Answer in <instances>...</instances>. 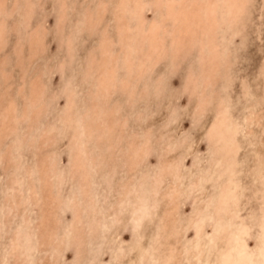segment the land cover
I'll return each instance as SVG.
<instances>
[{
    "label": "rangeland",
    "instance_id": "rangeland-1",
    "mask_svg": "<svg viewBox=\"0 0 264 264\" xmlns=\"http://www.w3.org/2000/svg\"><path fill=\"white\" fill-rule=\"evenodd\" d=\"M0 264H264V0H0Z\"/></svg>",
    "mask_w": 264,
    "mask_h": 264
},
{
    "label": "bare ground",
    "instance_id": "bare-ground-1",
    "mask_svg": "<svg viewBox=\"0 0 264 264\" xmlns=\"http://www.w3.org/2000/svg\"><path fill=\"white\" fill-rule=\"evenodd\" d=\"M241 3V2H240ZM239 2H238V4H240ZM242 5V4H241ZM121 6H123V5H121ZM178 6V5H177ZM240 6V5H239ZM179 7V6H178ZM189 7V6H188ZM233 7V6H232ZM190 8V7H189ZM241 8V7H240ZM239 8V9H240ZM130 9V8H129ZM237 9H238V7H237ZM168 11L170 12V13H173V8H170V9H168ZM172 11V12H171ZM169 12H168V14H169ZM178 12V11H177ZM237 12H238V10H237ZM236 12V13H237ZM176 13V12H175ZM182 13V12H181ZM184 13V12H183ZM211 13H213V12H211ZM90 16V15H89ZM96 16V15H95ZM172 16H178V15H175L174 13H173V15ZM182 17V16H181ZM181 17H180V19H181ZM178 18L179 17H177V18H175V19H177V21H178ZM189 21V20H188ZM230 21V20H229ZM180 22V21H179ZM185 22V21H184ZM193 22V21H192ZM180 26H184V24H182V25H180ZM192 26H193V24H192ZM198 32V31H197ZM182 34H183V31H180V33H179V36L181 37L182 36ZM178 36V39H180V37ZM185 37V36H184ZM107 53V52H106ZM103 61V60H102ZM106 73V72H105ZM10 112V111H9ZM220 133V132H219Z\"/></svg>",
    "mask_w": 264,
    "mask_h": 264
}]
</instances>
